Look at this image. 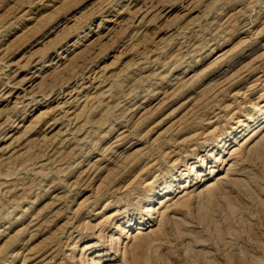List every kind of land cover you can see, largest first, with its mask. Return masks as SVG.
Instances as JSON below:
<instances>
[{
  "label": "rangeland",
  "instance_id": "1",
  "mask_svg": "<svg viewBox=\"0 0 264 264\" xmlns=\"http://www.w3.org/2000/svg\"><path fill=\"white\" fill-rule=\"evenodd\" d=\"M0 264H264V0H0Z\"/></svg>",
  "mask_w": 264,
  "mask_h": 264
},
{
  "label": "bare ground",
  "instance_id": "2",
  "mask_svg": "<svg viewBox=\"0 0 264 264\" xmlns=\"http://www.w3.org/2000/svg\"><path fill=\"white\" fill-rule=\"evenodd\" d=\"M10 85V84H9ZM17 86V85H16Z\"/></svg>",
  "mask_w": 264,
  "mask_h": 264
}]
</instances>
